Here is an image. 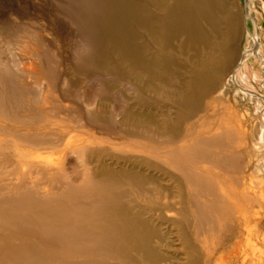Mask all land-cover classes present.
Wrapping results in <instances>:
<instances>
[{"label":"rangeland","instance_id":"obj_1","mask_svg":"<svg viewBox=\"0 0 264 264\" xmlns=\"http://www.w3.org/2000/svg\"><path fill=\"white\" fill-rule=\"evenodd\" d=\"M228 3L240 26L236 57L223 65L224 70L216 77L219 84L205 97L204 109L186 118L183 114L184 131L166 140L155 138L153 129L151 134L146 133L132 117L147 109L157 119L164 113L175 117L178 108L174 95L179 94L176 83L187 76L175 69V80L168 85L155 81L147 92L146 84L136 87L135 75L120 63L104 27L108 14L104 0H0V78L9 84L4 91L6 111L0 110V126L9 130L0 131V196L20 187H32L40 194L69 185L81 187L91 170L98 171L102 166L132 169L144 157L156 164L141 165L146 174H155L176 194L170 175L175 174L186 184L185 177L173 168L178 159L164 156L170 162L162 163L148 152L151 147L189 146L203 138L193 145L195 152L190 151L189 158L180 160L187 168L201 171L207 177L204 182L211 185L194 191L196 200L215 206L214 214L211 212V217L202 222L203 238L196 242L197 251L208 264L221 254L226 257L225 264H264V0ZM23 133L37 134L40 143L26 141L20 137ZM216 136L219 139H214ZM67 150L75 154L68 153L64 158ZM131 187L125 182L113 189L114 193L128 192L124 200L143 208L155 206L157 197L163 203L172 201L166 193L158 195L153 189L145 197ZM186 193H191L188 186ZM231 200L238 208L231 205ZM73 212L75 218L87 213L83 208ZM165 213L174 216L172 211ZM190 219L192 224L195 219ZM2 224L0 233L6 231L8 240L0 241V257L11 243L31 246L33 252L50 261L62 258L67 262L95 259L119 263L99 250L86 252V245L97 246L91 239L86 242L76 238L75 246L55 235L42 239L33 223L19 227L24 235L32 237H14V226ZM171 237L180 246L175 229ZM239 244L246 247V253L238 252ZM181 253L185 258L188 251L182 249ZM17 264L35 261L28 257Z\"/></svg>","mask_w":264,"mask_h":264},{"label":"bare ground","instance_id":"obj_2","mask_svg":"<svg viewBox=\"0 0 264 264\" xmlns=\"http://www.w3.org/2000/svg\"><path fill=\"white\" fill-rule=\"evenodd\" d=\"M104 3L108 11L104 27L109 34L112 48L121 58L120 63L129 66L130 74L135 75L136 87L146 84L144 89L147 92L155 81L168 85L171 80H175V69L187 76L184 81L176 79L179 88L176 91L179 94L174 95V103L178 108L175 117H168L164 113L161 114L162 119H157L149 109L143 113H132L133 123L144 126L142 128L146 133L153 131L152 134L158 139L177 138L185 128L183 114L186 118L187 114H197L199 110L204 109L208 94H212L219 84L216 83V77L220 75L221 69L224 70L223 65L231 63L236 57V41L240 27L237 16L230 11L228 0H104ZM141 78L146 79L145 82ZM0 85L3 86L0 87V110L5 113L7 101L4 91L9 84L2 77ZM172 87L175 88L173 85ZM14 98L18 99L15 96ZM151 129L153 130L150 131ZM0 131L5 133L7 130L0 126ZM20 137L33 145L41 141L37 134L32 133H23ZM201 139L203 138H197L189 146L159 149L151 147L152 150L148 152L150 157L163 160L162 163L170 162L164 156L178 159L173 162V168L185 177L190 194L186 193L187 186L183 179L175 174L170 176L174 179L176 194L171 188L163 186L158 176L146 174V168L141 165L155 167L156 164L153 165V162H148L142 157L143 159L136 161L140 164L136 168L117 170L102 166L98 171L91 170L83 179L81 187L69 185L60 191L46 190L42 194L32 187H20L9 189L7 194L0 196V223L4 226L5 223L14 226V237H32L24 235V229L20 228L33 223L37 225L38 237L42 239L53 238L55 235L57 239L71 241L69 244L72 246L78 245L76 238L86 242L91 239L97 246L90 248L86 245V252L99 250L109 259L113 258L119 263L95 259L67 262L62 258L50 261L33 252L31 246L17 247L10 243L0 257V264H17L28 257L34 260L35 264H179L183 259L186 264H208L206 259L200 257L196 242L203 238L202 222L211 217V212L214 214L215 206L196 200L194 191L209 188L211 185L204 182L206 176L201 171L187 168L180 161L189 158L190 151L195 152L191 148L200 143ZM68 153L75 154L74 151L67 150L63 152V157ZM125 182L136 188L141 195L149 196L154 189L158 195L161 192L168 194L172 201L163 203L157 197L154 199L155 206L139 207L134 201L124 200L128 198V192L114 193L113 188ZM231 205L238 208L233 200ZM75 208H83L87 213L78 214L75 218L71 215ZM94 209L96 212H92ZM152 211L157 212L151 215ZM167 211H172L174 216H167ZM243 215L246 219V211ZM191 216L195 219L192 224L188 222L192 221ZM173 228L178 241L181 242L180 246L174 244L175 240L171 237L174 234ZM5 232L1 231L0 241L8 240ZM171 249L173 251H170ZM182 249L188 251L186 256L184 255L185 258L180 255ZM238 249V252L246 253L243 244ZM225 258L223 254L217 258L214 256L212 264H225Z\"/></svg>","mask_w":264,"mask_h":264}]
</instances>
